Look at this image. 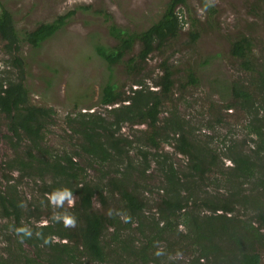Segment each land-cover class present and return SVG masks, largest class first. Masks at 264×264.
I'll return each instance as SVG.
<instances>
[{
  "label": "trees",
  "instance_id": "obj_1",
  "mask_svg": "<svg viewBox=\"0 0 264 264\" xmlns=\"http://www.w3.org/2000/svg\"><path fill=\"white\" fill-rule=\"evenodd\" d=\"M203 1L211 17L217 12L216 7L211 0ZM179 5L187 6V0H171L162 19L140 34L119 33L114 56L110 57L103 49L102 58L110 65L118 63L138 39L143 43L140 56L146 59L156 47L184 28V21L174 11ZM189 14L192 26H196L192 13ZM63 20L61 17L55 23L42 24L27 33L24 41L39 48ZM0 36L6 42L5 52L9 55L5 63L8 70H13L11 73L5 69L0 74V114L7 119L8 133L4 138L17 149L25 137L42 141V132L48 127L52 111L30 107L26 117L15 115L16 109L30 101L24 85L26 65L21 55L22 40L8 12L0 17ZM254 44L252 36L242 35L232 43L231 50L241 57L249 54ZM242 66L250 69L252 64L249 66L246 61ZM190 79L196 83L194 77ZM171 85L170 76H166L164 91L170 92ZM257 88L260 100L240 80L233 82L230 108L239 107L249 115L250 139L227 144L225 158L221 159L210 143H195L193 129L176 111H171L163 120L160 118L161 96L157 90L142 83L127 104L116 106L119 97L108 82L103 104L111 107L108 109L111 118L84 112L70 121L73 134L79 140L75 153L57 155L37 147L6 164L20 173L17 178L6 176L8 186L0 189V218L11 221L17 251L14 258H0V264L21 259L22 264H263L256 248L264 245V68L258 71ZM124 125H146L148 130L134 140L120 134ZM171 140L175 150L188 158L184 171L178 170L169 154L161 151V143ZM249 142L251 148L247 150L243 146ZM135 148L141 159L139 166L130 158ZM83 155L88 158L89 166L115 163V174L107 178L110 173H103L105 183L88 180L76 158ZM221 160L230 161L228 168ZM219 161L222 169L218 172L227 188L224 196L208 194L203 187L218 184L219 181L211 180L210 174L215 173ZM151 163L162 173L165 188L157 203L156 215L149 218L147 200L140 196L137 184L128 182L134 171L145 175ZM121 166L124 171H120ZM139 167L142 169L138 170ZM35 177L42 181L41 186L37 184L39 200L27 202L18 190L19 182ZM64 189L72 192L76 199L74 206L52 204L50 198ZM117 194L123 203L124 217L106 211L108 199ZM96 200L105 207L104 211L94 208ZM44 212L49 216L46 226L41 224ZM64 216H73L74 226H65L63 218H58ZM147 222L151 225L147 226ZM133 223L137 224L141 240H134L125 232ZM108 232L112 243L106 241ZM162 241L164 245L160 246ZM25 245L32 248L33 254L24 253ZM177 245L182 250L188 248V261L169 259L168 250Z\"/></svg>",
  "mask_w": 264,
  "mask_h": 264
},
{
  "label": "rangeland",
  "instance_id": "obj_2",
  "mask_svg": "<svg viewBox=\"0 0 264 264\" xmlns=\"http://www.w3.org/2000/svg\"><path fill=\"white\" fill-rule=\"evenodd\" d=\"M170 2L171 0H0V17L8 12L14 18L22 40L21 55L26 65L24 85L30 103L22 105L14 113L18 118H24L30 107L52 111L48 127L42 132V141L25 137L17 149L4 138L8 133V125L7 119L0 114V189L5 190L8 186L6 176L17 178L20 175L17 170L7 168L6 164L16 156H25L26 151L31 148L36 150L41 147L57 155L75 153L79 140L73 134L70 121L77 116L93 112L110 119L108 109L111 107L103 104L104 89L108 82L112 84L114 94L119 97L116 106L127 104L133 91L142 83L157 90L161 96L160 118L163 120L169 117L171 111H176L188 127L193 129L194 137H197L195 143H210L221 159L225 158L227 144L250 139L247 133L249 115L239 107L230 108L232 85L235 80H240L256 99L261 98L257 81L258 71L264 68V0H211L217 10L211 17L203 0H187L189 9L186 5H179L174 9L184 21V28L178 35L169 37L160 47H156L146 59L140 56L143 43L138 39L118 63L110 65L102 58L100 52L103 49H106L110 57L114 56L119 33L140 34L158 23ZM189 12L197 22L196 26H192ZM61 17L64 20L57 24L53 36L39 48L24 41L27 33L42 24L55 23ZM242 35L252 36L255 46L249 54L239 57L231 49L232 43ZM5 43L0 36V74L5 69L13 73L5 63L9 58L5 52ZM246 61H249V66L252 64L250 69L242 66ZM166 76H170L172 82L170 92H165L163 88ZM191 76L195 78V84L192 83ZM146 130V125H124L120 134L136 140L143 137L142 131ZM250 144L251 142L243 147L248 150L251 148ZM161 151L169 154L178 170H186L188 158L175 150L174 140L161 143ZM76 158L84 168L83 174L88 180L102 182L106 179L103 173H110L107 178L115 174V163H94L89 166L88 158L84 155ZM130 158L139 166L141 159L136 148L130 152ZM221 161L228 168L230 161ZM221 161L217 164L215 173L210 174L211 180L219 181L218 184L203 186L208 194L221 193L224 196L227 193L225 180L218 172V169H222ZM119 169L124 171L125 168L121 166ZM141 169L139 167L138 170ZM129 176L128 183L137 184L140 196L148 202L147 216L151 218L156 215L157 203L161 201L165 188L158 167L151 163L145 175L134 171ZM216 176L218 179L213 178ZM34 180L36 177L23 178L19 182L18 190L27 202L39 200L37 184L41 186L42 181ZM74 200L76 202L75 198ZM108 200L107 212L126 216L118 194ZM52 204L58 205L54 202ZM59 205L71 207L67 199ZM94 208L105 210L99 200L94 202ZM48 217L44 212L41 224L48 221ZM123 224H126L125 219ZM146 225L151 224L147 222ZM125 232L134 240L142 239L136 223L131 224ZM106 241L112 243L110 232L106 234ZM159 245H164V242ZM16 246L11 221L0 218V258H14ZM24 249L27 255L33 254L30 246L25 245ZM256 249L264 264V245ZM168 255L169 259L179 262H186L190 258L188 248L182 250L179 246L168 250ZM22 260H15L10 264H22Z\"/></svg>",
  "mask_w": 264,
  "mask_h": 264
},
{
  "label": "clouds",
  "instance_id": "obj_3",
  "mask_svg": "<svg viewBox=\"0 0 264 264\" xmlns=\"http://www.w3.org/2000/svg\"><path fill=\"white\" fill-rule=\"evenodd\" d=\"M65 199L68 201L69 206H74L75 200L72 197V192L68 189H64L62 191H58L55 195L51 197V200L54 203H62ZM59 219L63 218L65 226H74L75 224V218L73 216H64V217H58ZM45 226L47 225V221H44ZM24 229H20V231H23Z\"/></svg>",
  "mask_w": 264,
  "mask_h": 264
}]
</instances>
